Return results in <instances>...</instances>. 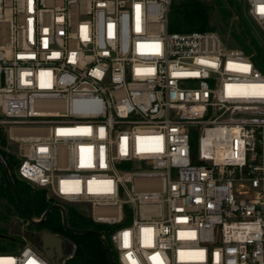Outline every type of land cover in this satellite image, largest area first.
Masks as SVG:
<instances>
[{"label":"built area","instance_id":"obj_1","mask_svg":"<svg viewBox=\"0 0 264 264\" xmlns=\"http://www.w3.org/2000/svg\"><path fill=\"white\" fill-rule=\"evenodd\" d=\"M174 1L0 0L17 175L119 224L120 264H264V72L217 31H169ZM0 264L57 263L28 241Z\"/></svg>","mask_w":264,"mask_h":264},{"label":"trees","instance_id":"obj_2","mask_svg":"<svg viewBox=\"0 0 264 264\" xmlns=\"http://www.w3.org/2000/svg\"><path fill=\"white\" fill-rule=\"evenodd\" d=\"M169 31H204L210 26V13L205 5L202 4H178L173 2L169 12ZM0 145H6V137L2 130H0ZM196 139L194 140V146ZM0 146V154L4 156L5 162L11 171L14 179L15 187L19 194V198L23 209L30 217H40L42 213L53 203V200L47 196V192L41 188H34L30 183L20 179L15 172L17 166V157L14 154L7 153L2 150ZM1 179H0V199L8 201L6 209L13 208L18 216L13 222V233L16 232L14 225L19 227L20 222H26L24 216L21 214L15 196L13 194L9 179L0 161ZM66 213L69 226L74 228H94L101 230L106 236L111 248L113 245L110 240V232L117 228L119 224L96 223L86 213L81 212L75 206L66 204ZM11 224H4L3 226L10 228ZM40 229L48 230L52 233L62 234L68 237L73 243V248L66 254L65 264H111L109 253L102 242L101 238L94 233H74L66 230L63 225L62 213L59 209H53L46 217L44 222L38 226ZM6 236L0 232V237ZM20 239V236L14 237ZM115 264H120L117 254L113 249Z\"/></svg>","mask_w":264,"mask_h":264},{"label":"rangeland","instance_id":"obj_3","mask_svg":"<svg viewBox=\"0 0 264 264\" xmlns=\"http://www.w3.org/2000/svg\"><path fill=\"white\" fill-rule=\"evenodd\" d=\"M174 2L178 4L196 3L205 5L210 13V26L207 30L217 31L226 45L242 49L252 57L254 63L264 72V31L249 15L246 0H175ZM0 130L3 131L6 137V145H0L1 149L17 157V146L9 139L7 128L0 125ZM1 156L5 161L4 156ZM17 161L16 174L20 160L17 158ZM31 186L37 188L33 185ZM6 205H9L8 201L1 198L0 232L6 234V236L0 237V253H15L17 249L30 241L32 235L39 236L42 229L37 225L22 221L19 223V227L16 224L14 225V227L16 226L14 231L16 233L12 235V224L18 214L13 208L6 209ZM71 205L81 212L89 213L90 209L85 204ZM37 218L35 217V219ZM4 224H11L10 228L9 226H3ZM19 236L21 240L13 239ZM113 249L118 258V252L114 247Z\"/></svg>","mask_w":264,"mask_h":264},{"label":"water","instance_id":"obj_4","mask_svg":"<svg viewBox=\"0 0 264 264\" xmlns=\"http://www.w3.org/2000/svg\"><path fill=\"white\" fill-rule=\"evenodd\" d=\"M0 161L3 165V168L6 172L7 177L9 179L13 194H14L15 199L17 201L18 208H19L21 214L24 216V219L28 223L39 226L44 222L47 215L53 209H59L62 213L63 225H64V228L66 230L72 231L74 233H94V234L98 235L108 250L110 263L115 264L113 249L111 248V246H110L106 236L104 235V233L101 230L94 229V228H74V227L69 226V223L67 220L66 207L64 205L59 204V203H52L42 213V215L37 219L27 215L23 209L22 204H21L19 194H18L17 189L15 187V183H14V179H13V176L11 174V171L9 170L5 161L2 159L1 154H0ZM0 179H1V170H0ZM30 241L33 244H35L49 259L56 262L57 264H63V261L66 258V254L64 252V246L68 247L69 250L73 248L72 242L63 238L59 234L52 233V232L45 230V229L41 230L40 243H37L35 239H30Z\"/></svg>","mask_w":264,"mask_h":264},{"label":"flooded vegetation","instance_id":"obj_5","mask_svg":"<svg viewBox=\"0 0 264 264\" xmlns=\"http://www.w3.org/2000/svg\"><path fill=\"white\" fill-rule=\"evenodd\" d=\"M59 235L62 236L63 238H65V239L69 240L71 242V240L68 237L63 236L62 234H59ZM31 239H35L37 243H40V235L38 236V235H35L34 234V235L31 236ZM68 251H69V248L66 247V246H64V252H65V254H67Z\"/></svg>","mask_w":264,"mask_h":264},{"label":"bare ground","instance_id":"obj_6","mask_svg":"<svg viewBox=\"0 0 264 264\" xmlns=\"http://www.w3.org/2000/svg\"><path fill=\"white\" fill-rule=\"evenodd\" d=\"M257 92H259V91H257Z\"/></svg>","mask_w":264,"mask_h":264}]
</instances>
